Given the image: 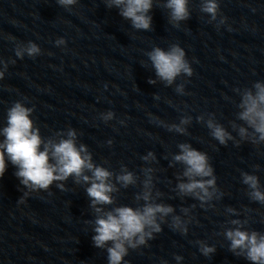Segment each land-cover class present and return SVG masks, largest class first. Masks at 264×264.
Masks as SVG:
<instances>
[{"label":"clouds","instance_id":"1","mask_svg":"<svg viewBox=\"0 0 264 264\" xmlns=\"http://www.w3.org/2000/svg\"><path fill=\"white\" fill-rule=\"evenodd\" d=\"M78 0H56V3L64 8L77 4ZM189 0H166L164 7L169 12V20L173 26L179 27L180 22L190 18L188 7ZM154 0H106L108 8L116 7L119 14L131 21L134 29L150 31L152 28V16L149 15L153 8ZM208 14L211 20H216L220 14L218 0H202L201 9ZM221 17L220 23H225ZM211 22V21H209ZM57 45L65 44L63 38L57 39ZM41 54V48L29 41L26 45H18L15 49L16 57L23 59L36 57ZM156 76L171 86L181 75L191 77L193 69L186 58L185 50L179 44H172L167 50L154 47L147 53ZM15 63V61H11ZM0 79L4 78L7 71V63L0 60ZM150 83L155 81L150 80ZM177 93H184V85L176 87ZM240 99L236 107V120L243 122L238 124L231 121V128L236 131L240 140H235L226 128L215 120L214 114L206 121L211 136L226 146L228 141H234L239 145L240 141H248L259 146L264 143V82L256 81L251 88L236 89ZM34 109L27 107L21 101H16L7 111L6 126L0 129L3 140L0 141V178L3 177L8 162L17 170L15 176L20 184L28 191L20 197L23 202L31 192L48 191L54 182H64L73 178L75 184L88 185L85 189L90 200V207L96 214L93 223L92 241L96 248L105 249L108 264H128L125 257L129 250H136L141 246H147L148 241L155 238L154 234L162 231V224L167 223L166 218L171 216L170 227L174 231L186 234L188 229L181 217L175 215V209L170 204L157 202L163 195L161 192H153L154 184L151 173L153 169H143L145 179L143 190L135 196L137 202L143 201L137 207L118 205L115 193L120 188H128L137 183L138 177L121 166L119 173L94 162L93 155L87 145L77 143V132L69 128L66 133H60L59 139L48 138L45 140L40 134V129L31 118ZM114 113L108 111L102 114V119L107 122L114 118ZM203 116L197 117L203 121ZM191 118L185 117L179 125H171L170 131L186 134V129L180 125L190 123ZM123 123V121H121ZM111 144V141H108ZM179 153L173 156V161L184 166L183 172L177 176L180 181L176 190L181 197L190 196L200 202L201 206L208 203L214 196L219 198L214 168L210 163L207 153L197 150L189 143L178 145ZM144 161L155 160V155L149 152L142 157ZM173 166L170 164V167ZM242 183L247 185L248 196L251 200L264 204V191L261 190L259 177L248 172H241ZM113 180L115 182H113ZM117 184L120 187H117ZM65 191L63 183L56 185ZM116 205L109 210L104 206ZM229 211H235L229 209ZM181 212L187 214V208H181ZM239 225L225 232L229 244V251L236 256H243L251 264H264V232L257 230H244L240 221H232ZM201 243L200 252L204 256L215 253L214 246ZM181 259V257H175ZM162 264H167L163 261Z\"/></svg>","mask_w":264,"mask_h":264}]
</instances>
